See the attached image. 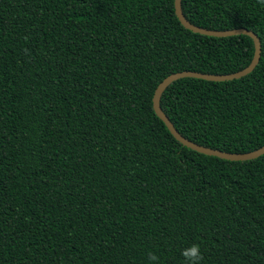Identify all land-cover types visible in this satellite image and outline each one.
<instances>
[{
    "label": "trees",
    "instance_id": "1",
    "mask_svg": "<svg viewBox=\"0 0 264 264\" xmlns=\"http://www.w3.org/2000/svg\"><path fill=\"white\" fill-rule=\"evenodd\" d=\"M175 0H0V264H264V153L184 145L153 107L184 69L226 73L247 34L185 28ZM191 22L248 27L258 63L180 77L161 105L181 134L228 151L264 144V5L182 0ZM155 254L158 261H149Z\"/></svg>",
    "mask_w": 264,
    "mask_h": 264
},
{
    "label": "water",
    "instance_id": "2",
    "mask_svg": "<svg viewBox=\"0 0 264 264\" xmlns=\"http://www.w3.org/2000/svg\"><path fill=\"white\" fill-rule=\"evenodd\" d=\"M181 4H182V0L174 1L176 15L178 16L180 23L185 28H188L194 32H198L206 35H213V36H228V35L241 34V33L247 34L253 40V46H254L253 55L250 62L246 66L232 72L211 73V72H204L199 70L184 69L168 74L158 83L157 87L155 88L153 94V107L155 112L165 122L171 133L177 139H179L184 145L191 147L199 152H203L210 155H216L231 160H245L260 156L261 154L264 153V144L258 148L249 151L238 152V151L223 150L220 148L204 145L190 138H187L186 136L180 133L178 128L175 126L174 122L170 119L168 114L162 108L161 97L164 90L173 81L179 79L180 77L190 76V77H197V78L216 80V81L238 78L252 71V69L259 61L260 52H261V41L259 38L260 36L253 29L248 27H233L226 29H218V28H209V27L197 25L185 17L181 8Z\"/></svg>",
    "mask_w": 264,
    "mask_h": 264
},
{
    "label": "clouds",
    "instance_id": "3",
    "mask_svg": "<svg viewBox=\"0 0 264 264\" xmlns=\"http://www.w3.org/2000/svg\"><path fill=\"white\" fill-rule=\"evenodd\" d=\"M260 5H264V0H258ZM182 256L188 262V264H200V261L203 259L200 247L198 244H193L190 247L182 251ZM149 261L155 262L158 261V257L155 254H149Z\"/></svg>",
    "mask_w": 264,
    "mask_h": 264
}]
</instances>
